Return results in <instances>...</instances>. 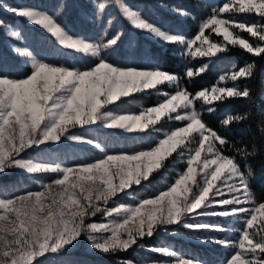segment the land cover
Listing matches in <instances>:
<instances>
[{
  "label": "rangeland",
  "instance_id": "1",
  "mask_svg": "<svg viewBox=\"0 0 264 264\" xmlns=\"http://www.w3.org/2000/svg\"><path fill=\"white\" fill-rule=\"evenodd\" d=\"M59 2L60 0H0V20L4 21V24L0 25V77L7 74L16 78H24L31 74L33 70L31 57L17 52V48L27 49L32 54L45 60H51L57 55H63V46L54 35L41 25L31 22L13 10L22 6H31L52 12L56 10ZM66 2L67 7L60 12L57 19L66 31L73 36H84L88 40H95L106 28L108 31L107 38H111L123 29V35L120 40L110 50L111 62L116 66L152 69V66L155 65L157 69L166 71L162 66L163 60H161V57L166 55L169 50V56L177 55L183 59V68L186 74L188 68L193 69L196 74L192 77H198L214 69L220 71L214 83L207 81L208 84L197 91L207 90L209 94L208 100L203 97H196L197 92L193 93L187 90L182 85L181 78L174 74L179 78L178 84L163 81L153 89L137 91L129 96L121 97L112 105H108V107L118 111L121 115H139L140 111L157 106L166 98H171L172 95L182 89L191 94L189 99L196 97L193 100V104L188 108L181 104L175 112L161 117L154 125V128L160 129V131H154L151 124L147 129H136L133 132L118 128H107L99 121L96 124L85 126L91 137L98 140L104 138L105 144L113 146L108 149V154L115 155L122 151L130 155L133 151L150 150L161 139L165 138L166 131L170 132L176 128L186 127L189 123L186 119L170 120L169 115L175 117L176 115H183L185 111L195 109L200 114L202 122L207 127H210L204 120V113L209 112L208 109L214 110L211 105L214 101L210 99L212 95L211 89L213 87H237L242 79L238 78L233 81L230 73L246 65H240L237 60H229L226 52L230 46H239L245 50L247 49L239 43L233 44L231 40H225L223 31L217 32L215 30L218 27L216 24H211L204 28L203 35L206 39L196 40V43L191 46V51L188 50V42L196 39L200 33L201 25L214 14L213 10L219 9L229 0H125L129 9L137 12L142 19L170 34L184 36L186 39L183 43L169 42L157 37L148 29L138 28L114 4L107 6L105 13L99 17V24H96L97 5L94 4V0H66ZM5 4L8 7H5ZM236 6L238 5H234L233 10L218 13L217 19L232 22L233 26L229 28V31L232 32L233 37L239 33L240 38L247 40L250 45L256 46L260 44L264 46V41H261L258 36H253L247 29L242 30L236 27L241 22L248 25L253 23L257 25L264 24L262 16L255 11L236 12L234 10ZM177 9H182L183 12L177 11ZM113 15L116 20L109 26L108 20ZM224 27H228V24L226 23ZM17 30H19L20 36H11L9 34ZM213 44L221 45L214 54L200 55L196 52L197 48H200L201 51H208ZM76 63L89 64L91 66L96 61L84 56H77ZM201 68L203 71H197ZM220 76L225 78L220 80ZM137 95L151 96L156 100V103L152 105L143 104L141 100L135 98ZM220 96L222 99L227 96V93L220 94ZM212 130L217 132L215 129ZM81 131H84V129H81ZM187 135L190 140L192 136H197L198 133L193 131ZM206 135L209 134L206 133ZM211 141L209 135V139L204 142V150L201 151L200 159L192 165L196 170L195 179L197 183L201 182V178L206 171L217 167L214 164H209L208 168L204 167L205 158L208 160L215 158L212 153L207 151ZM185 143H188V140H185ZM216 144L217 147H221L219 142H216ZM193 147H198V145H193ZM182 149L184 155L180 156L179 153ZM222 155L225 154L222 152ZM104 156L105 153L100 152L94 145L68 141L66 138H62L60 142H49L46 145H33L21 153L22 158H32L38 162L59 161L63 163L64 167H75L81 163H94L96 160L104 158ZM188 159L189 151L184 149L183 145H179L175 151L164 158L161 168L153 170L148 180L142 181L140 185L133 184L131 188L125 189L124 193H119L116 197H112L109 200L108 207H116L118 203L135 206L142 199L156 197L161 191H166L179 179L180 174L186 171ZM227 174L228 166L226 165L215 182L214 188L221 185ZM60 177L61 172L30 173L20 167L7 168L5 171L0 172V199H14L15 196L24 195L29 191L43 192L45 189L42 185ZM75 178L70 175L66 184L72 182ZM113 181L118 183V177L114 176ZM187 183L191 186L192 191L196 190L195 184L191 181ZM59 187L57 186L55 191H58ZM76 191L79 192V189L77 188ZM189 197H191V193H189ZM224 198H230V194L225 192ZM168 199V197H165L161 201L162 208H166ZM256 201L258 203L264 202ZM98 203L103 207L102 201ZM243 206L254 207L251 203ZM227 207L229 206L202 207L196 210V214H186L179 223L157 227L151 236L145 235L139 238L127 249H121L117 246L116 250H109L107 253L94 245L107 240L112 234L110 230L94 233L93 235L97 237L96 240L89 239L84 232H81V235L76 240L55 251L50 247L47 251L34 256L29 261V264H127V262L142 264L145 260L178 264L177 257L179 256L193 260L194 264H229L230 256L236 252V249L234 247L226 248L215 241L238 242L242 237V230L246 227L245 220L247 217L245 214L227 216L218 214L219 211ZM143 212L144 209L141 210L142 214ZM125 218L126 216H119L116 213L107 216L104 212H98L95 216H86L85 223L110 225L113 222L114 224L121 223ZM141 218L143 216L130 220L125 228L134 231ZM188 225H211L213 227H189ZM215 226H219V229ZM248 231L250 238L252 233L264 231V215L257 213V220ZM201 237L204 238L201 239ZM208 237H211V239ZM120 238H127L126 230H121ZM152 238L157 240L153 241ZM160 247H169L177 253V257L153 251V249ZM110 253L115 256H110ZM244 258L247 260L249 257L245 256Z\"/></svg>",
  "mask_w": 264,
  "mask_h": 264
},
{
  "label": "clouds",
  "instance_id": "2",
  "mask_svg": "<svg viewBox=\"0 0 264 264\" xmlns=\"http://www.w3.org/2000/svg\"><path fill=\"white\" fill-rule=\"evenodd\" d=\"M105 4L127 7L125 0H103ZM236 12L255 11L264 17V0H229L219 11L233 10ZM8 7L7 4L4 5ZM67 7L66 0H60L55 11L50 12L43 8H35L31 6H22L17 11L33 23L39 24L49 32L53 27L59 28L52 22L53 16H59ZM103 12L96 14V24H99V17ZM116 20L113 15L108 20L111 26ZM138 22V23H137ZM133 23L139 27L144 25L157 37H161L169 42L185 41V37L178 34H170L154 24L141 18L137 13ZM228 27H224L225 24ZM4 21L0 20V25ZM215 24L218 26L215 30L223 31L225 40L231 38L233 44L239 43L249 51L254 52L257 56L264 52V46L257 44L256 48L248 43L247 40L240 38L237 33L235 37L229 28L233 26L231 21L217 20ZM8 27L7 25H4ZM239 29H247L253 36H258L264 41V24L238 23ZM20 36L19 30L15 31ZM63 46V55H57L51 60L39 58L32 54L30 75L20 79H10L8 77H0V171L5 168L20 167L26 169L30 173H56L64 172V177L60 180L44 184L55 191L56 187L62 183L67 176L66 167L62 162H38L32 158H22L21 153L33 145H46L49 142H60L62 138L68 141L84 142L94 145L100 152L105 153V160H111L113 154H108V149L113 147L111 144H105L104 138L96 139L90 136L85 126L102 122L107 128L123 129L127 132H133L136 129H147L149 125H153L154 131L160 129L154 128L157 121L165 114L175 112L176 109L183 104L188 108L193 104L196 97H201L204 93L197 92L196 97L189 99L190 93L186 90H179L169 99H165L155 107L145 108L140 111L139 115L125 114L121 115L118 111L108 107L121 97H126L141 90L153 89L163 81L170 83H179V78L167 71L159 69H146L140 67H119L111 62V49L117 44L123 35V29L118 31L115 36L108 37V31L105 30L95 40H88L84 36H68V33L60 29L59 34L52 32ZM107 38V39H106ZM67 41V42H66ZM211 47L219 49L220 45H212ZM191 51V45H188ZM200 55L214 54L210 49L208 51H200ZM77 56H84L90 60H95L94 65L76 63ZM256 68V62L252 61L245 67L241 68V74L251 77ZM197 71H203L198 69ZM196 73L192 68L187 69V76L192 77ZM206 91V90H205ZM229 92L236 97L250 98V88L245 86L242 89L236 87L229 89ZM167 95V94H165ZM206 99V98H205ZM209 112L212 109H208ZM251 118V110L245 111L243 114L231 115L230 119H224V125L231 123H242ZM169 119L188 120L186 127L176 128L174 131L165 132L164 139L150 150L133 151L130 155L125 152H119L116 156L140 157L139 159H131L116 166L109 168H94L89 164L85 167L94 168L96 179L85 185V190L90 193H96V199L92 202L89 209L85 211L77 221V227L80 232H84L89 239L96 240L93 234L102 231L106 225L87 224L86 216H95L98 212H104L105 215L111 216L116 213L119 216H126L123 221L125 224L128 220L141 217V223H147L149 227V236L156 231L157 227L164 225L179 223L180 220L188 213L196 212L197 207H204L203 201L207 199L204 195L208 191L205 187L199 196L192 191L191 186L187 183L191 181L195 184L196 189H200V184L195 179V169L192 167L194 162L198 161L201 151L204 150V142L209 139L204 135L206 125L202 122L200 114L192 109L185 111L183 115H176ZM139 125V127H137ZM79 126V127H78ZM257 131L264 136V118L256 121ZM84 129V131H81ZM196 131L197 136L188 139L189 133ZM219 139V137H217ZM188 140V143H185ZM239 146L236 142H221L217 147L213 140L209 144V151L215 150L216 153L222 154V150L231 145L230 151L233 155H223V162L228 166V176L232 180V186L229 191L234 192L230 200L224 203L244 204L255 203L257 194L250 186L251 178L254 175L252 166L245 163L241 166V160L247 161L248 157L256 156L260 152V148L253 144L251 148L243 143V138H237ZM179 145H183L184 149L189 152L195 149V154L188 159V167L179 179L171 185L166 191H161L158 196L152 199H142L135 205L118 203L116 207L109 208L108 203L112 197H116L119 193H124L125 189L131 188L133 184L140 185L142 181L148 180L154 169L162 167L165 157L170 155L177 149ZM198 145V147H193ZM184 155L183 149L179 153ZM105 160H96L97 164H103ZM83 170V169H81ZM215 177L216 173H212ZM118 177V183H114L113 177ZM40 182V181H38ZM241 186L243 191H241ZM179 188V191L177 189ZM174 195H169L173 194ZM191 193V197H189ZM130 195V193H128ZM162 197H168L166 208L161 207ZM195 197V199H193ZM99 201L103 202V207ZM22 206L32 209L35 204L32 201L21 202ZM214 203V202H213ZM149 206V207H145ZM59 207V205H57ZM264 208V202L260 204ZM144 209L143 214L141 210ZM245 209L236 208L232 211L243 212ZM220 215H231L229 212ZM255 218V214L254 217ZM114 223V222H113ZM189 227H210L211 225H188ZM39 233L36 231V225L33 224L32 232L26 246L16 248L17 236L11 227V223L7 220L0 221V264H29L34 256L39 255L47 248V244H39ZM258 237V238H257ZM204 237H201L203 239ZM211 239V237H208ZM111 237L108 238L110 240ZM247 240L248 251L245 256H251V262L242 259L239 255L235 257L232 264H255L256 258L260 252L256 251L260 248L264 251V231L251 234V239ZM37 245H39L37 247ZM240 246H245L244 240ZM62 247V239H57L52 244V250ZM9 249H15V254L11 257L8 255ZM117 247L113 248L116 250ZM142 264H166V262L143 261ZM192 264V262H190Z\"/></svg>",
  "mask_w": 264,
  "mask_h": 264
},
{
  "label": "snow or ice",
  "instance_id": "3",
  "mask_svg": "<svg viewBox=\"0 0 264 264\" xmlns=\"http://www.w3.org/2000/svg\"><path fill=\"white\" fill-rule=\"evenodd\" d=\"M224 3L222 7L223 8L225 4ZM94 4L97 5V12H103L105 13L107 6L111 4H105L103 0H94ZM120 12L131 19L132 23L136 17L137 12L132 11L129 9V7H118ZM219 9H214V14L201 25V30L199 35H197L195 40H191L188 42V45H193L196 43V40L206 39L203 35V29L208 27L211 24H215L217 19L218 13H223L226 11H219ZM177 11L183 12L182 9H177ZM58 16H53L52 22L56 25H59V28L53 27L50 33L56 32L59 34L60 29H63L65 32L66 29L64 26L58 21ZM138 23V22H137ZM134 24V23H133ZM149 24H152L149 22ZM157 27V26H156ZM138 28L140 29H148L144 25H140ZM149 30V29H148ZM219 32V30H216ZM68 33V32H67ZM12 35H16L15 32L11 33ZM68 36L71 37L72 35L68 33ZM231 38H229L230 40ZM67 42V41H66ZM216 45V44H213ZM252 48H256V46L251 45ZM221 47V45H220ZM219 47V48H220ZM247 49V48H246ZM218 49L211 47V52H216ZM248 50V49H247ZM17 52L21 54H27L32 58V54L27 49H16ZM201 51L200 48L196 49V52L199 53ZM249 51V50H248ZM251 52V51H249ZM264 53V52H261ZM241 68L238 70H234L230 73V77L233 81H235L238 78H246L248 76L241 74ZM153 70H156L157 68L155 65L152 66ZM162 71V70H161ZM3 77H8L10 79H20L16 77H12L9 75H5ZM225 77L220 76V80H223ZM236 87H213L211 89V97L210 99L215 101L221 99L220 94L227 93L228 97L234 96L232 93L229 92V89H234ZM201 93H204L201 97H203L205 100L209 99L208 91H199ZM168 99V98H166ZM155 107V106H154ZM228 119L231 118V115L227 116ZM223 123V121H222ZM139 127V125L137 126ZM183 128V127H181ZM208 133L211 137V140L215 142H219V144L223 141L226 142L222 134H218L216 131H213L211 127L206 126V130L204 132V135ZM209 135H206L209 137ZM219 137V139L217 138ZM207 151L209 153H212V155L215 157L212 160H208L205 158L204 161V167L208 168L209 164L217 165L215 169H212L210 171H206L204 175L201 178L200 189H196L195 192L196 196L200 195V192L207 187L208 191L204 193V195L207 197L206 200L203 201L204 208H208L210 206H229L225 208L222 211H219L218 214H222L225 212H229L231 215H238V214H245L246 220L245 224L246 227L242 230V237L239 239L238 242H232L227 240H220L215 241L216 243L224 245L226 248L234 247L236 249V252L230 256L229 264H232V261L235 257L238 255L245 259V252L248 251L247 247V240H245V236L247 234L248 239L250 238V233L248 229L252 228L253 223L257 220V213L264 215V208L260 207L261 203H258L255 201L253 203L254 207L248 208L243 205L248 204H232V203H224L230 198L235 195L234 192L229 191V188L232 186V180L229 179V176L225 177V179L221 182V185L219 187H215V182L217 181L218 177L220 176L221 172L226 167V163L223 162V155L220 153L209 151V145ZM195 154V149L189 152V159L191 156ZM110 155V154H109ZM201 154L198 158L200 159ZM140 157H126V156H116L113 155L111 160H105V158H102L101 160H105L103 164H97L94 163H81L73 166L66 167L67 176L63 179L62 183H60L58 186V191H53L52 188L46 187L45 185H42V187L45 189L43 192H27L24 195H17L14 199L12 198H3L0 199V221H9L11 223L12 229L15 231L17 236L16 241V248L19 249L22 246H26V242L30 238V234L32 232L33 224L36 225V231L39 233V244H47V248L43 250L47 251L50 247L52 248V244L55 243L57 239H62V246L67 245L71 243L72 241L76 240L77 238H74L77 236V232L79 231L77 227V221L79 218L84 215L85 211L89 209L92 202L96 199V193H90L85 190V185L89 182H92L96 179L94 175V168H109L111 166H116L119 163L131 160V159H139ZM195 163V162H194ZM93 165L94 168H87L86 165ZM7 168H5L3 171H5ZM83 169V170H81ZM2 172V171H0ZM215 172L216 175L213 177L212 173ZM183 172L180 174L182 175ZM74 176L76 177L72 182L66 184V182L69 181V177ZM61 177H64V172H61ZM60 177V178H61ZM60 178H57L51 182H55L60 180ZM50 182V183H51ZM171 187V186H170ZM79 189V192L76 191V189ZM179 191V188L177 189ZM241 191H243V188L241 186ZM225 192L230 194V198H224ZM211 193V196H210ZM169 194V195H174ZM158 196V195H157ZM219 197V198H218ZM195 199V197H193ZM164 200V197L161 198V201ZM23 201H32L34 202L35 206L32 209H27L22 206ZM161 201L159 203H161ZM214 202V203H213ZM59 205V207H57ZM236 208H243L245 209L243 212H234L233 209ZM197 209H201V207H197ZM196 209V210H197ZM193 214H196V212H192ZM255 214V218L254 217ZM126 219V218H125ZM124 219V220H125ZM134 219V218H133ZM123 220V221H124ZM132 220V219H131ZM124 222L114 224L111 223L110 225H106L107 227L103 230H110L111 231V239L105 240L102 243H95V247L104 251L108 252L109 250H113L115 247H119L121 249H127L130 247V245L134 244L139 238L144 237L145 235L149 236V227L147 223H141V219L139 220V224L136 226L135 230L125 228L126 225ZM87 224H97V223H87ZM104 225V224H102ZM213 227V226H210ZM217 229H219V226H215ZM127 231V238L121 239L120 238V232L121 230ZM81 235V232L79 233V236ZM244 240L245 246L242 248L240 246L241 241ZM39 245H37L38 247ZM15 249H9L8 255L9 257L13 256L15 254ZM153 251L158 252L160 254L169 255L172 257H177V253L172 251L169 247H160L157 249H153ZM256 251L260 252V255L256 258L255 264H264V251H262L260 248H257ZM247 259L249 262H251V256H248ZM178 264H194V261L191 259H185L183 256L177 257ZM246 260V259H245ZM127 264H131V262H127Z\"/></svg>",
  "mask_w": 264,
  "mask_h": 264
},
{
  "label": "trees",
  "instance_id": "4",
  "mask_svg": "<svg viewBox=\"0 0 264 264\" xmlns=\"http://www.w3.org/2000/svg\"><path fill=\"white\" fill-rule=\"evenodd\" d=\"M264 23V17H262ZM169 51V50H168ZM166 55H162V66L166 71L176 74L181 78V83L190 92H197L203 89L208 83L213 82L219 75L220 71L210 70L198 77H189L183 68L184 62L181 57L169 56V52ZM229 60H237L240 65H247L252 61L256 62V68L251 77L242 78L239 82V87L242 89L247 86L250 88V98L246 97H228L225 96L222 99L215 100L212 107L214 110L204 113V120L207 125L212 129L217 130L219 134H222L225 140L236 142L239 146L237 138H243V143L247 144L249 148L253 144H256L260 148L259 154L256 156L248 157L247 161L241 160V166L244 167L245 163L252 166L254 175L251 178L250 186L257 194L256 200L264 201V136L257 131L256 121L264 118V53H260L258 56L255 53L249 52L239 46H230L226 52ZM138 98L146 105H152L156 103V100L151 96L137 95ZM251 110V118L242 123H231L230 125H224L222 121L227 119L228 115L243 114L245 111ZM231 145L225 147L222 152L225 155L231 156L233 152L230 151ZM156 176V174H154ZM153 241L157 240L152 238ZM148 241V242H153ZM110 256H115L110 253Z\"/></svg>",
  "mask_w": 264,
  "mask_h": 264
}]
</instances>
